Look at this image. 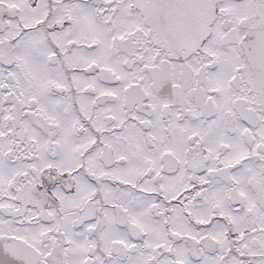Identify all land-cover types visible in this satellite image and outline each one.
<instances>
[{
	"label": "snow or ice",
	"instance_id": "1",
	"mask_svg": "<svg viewBox=\"0 0 264 264\" xmlns=\"http://www.w3.org/2000/svg\"><path fill=\"white\" fill-rule=\"evenodd\" d=\"M0 264H264V0H0Z\"/></svg>",
	"mask_w": 264,
	"mask_h": 264
}]
</instances>
